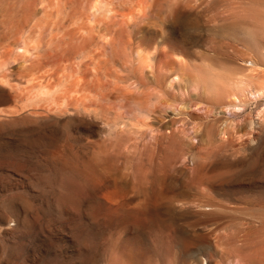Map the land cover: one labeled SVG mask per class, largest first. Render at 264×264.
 <instances>
[{
	"label": "rangeland",
	"instance_id": "rangeland-1",
	"mask_svg": "<svg viewBox=\"0 0 264 264\" xmlns=\"http://www.w3.org/2000/svg\"><path fill=\"white\" fill-rule=\"evenodd\" d=\"M244 1L0 0V264L264 263V4ZM169 61L221 83L171 88Z\"/></svg>",
	"mask_w": 264,
	"mask_h": 264
},
{
	"label": "bare ground",
	"instance_id": "bare-ground-1",
	"mask_svg": "<svg viewBox=\"0 0 264 264\" xmlns=\"http://www.w3.org/2000/svg\"><path fill=\"white\" fill-rule=\"evenodd\" d=\"M243 1H244V0H243ZM248 1H249V0H248ZM257 1H261V2H262V3H261V2H258L259 4H264V0H257ZM244 2H245V1H244ZM254 3H255V1H254ZM258 3H257V4H258ZM257 4H256V5H257ZM80 6H81V5H80ZM80 6H78V7H80ZM257 6L260 7L259 5H257ZM263 6H264V5H263ZM81 7H82V6H81ZM81 7H80V8H77V7H76V8H77V10H80V11H81L80 14L83 15V14H84V13H83L84 8L82 7V8H83V11H82V10H81ZM76 8H75V9H76ZM72 9H74V8H72ZM253 9H254V8H253ZM257 9H258V8H257ZM254 10L256 11V9H254ZM62 11H63V10H62ZM252 11H253V10H252ZM255 11H253V13H254ZM258 11H259V10H258ZM258 11H257L256 13H254V14H251V15L249 14V15H250V16H253V18H254L253 20H254V21H255L256 19L260 21V23H258V24H260V28H261V30H262V32H261L262 35H264V14H262L263 12H262V13H259ZM60 12H61V10H60ZM74 12H75V10H74ZM74 12H73V11L71 12L72 15H73V14H75V16H76L77 14L79 15V11H77V12H78L77 14H76V12H75V13H74ZM84 12H85V11H84ZM250 12H251V11H250ZM250 12H249V13H250ZM59 15H60V13H59ZM82 15H81V16H82ZM61 16H62V15H61ZM61 16H60V18H63V17H61ZM79 16H80V15H79ZM79 16H78V17H79ZM81 16H80V17H81ZM84 16H85V14H84ZM72 17H74V16H72ZM72 17L69 16V18H71V19H69V18L65 19V18H64V19H62V20L66 21V24H67V22H69V20H72V19L75 18L73 21H71V22H74L75 20H78V19L80 18V17L78 18L77 16H76L77 18H76V17L72 18ZM67 20H68V21H67ZM60 22H63V21H60ZM252 22H253V21H252ZM64 23H65V22H63V25L60 23V24H61L60 27H61V26L65 27L66 24L64 25ZM69 23H70V22H69ZM255 26L257 27V26H259V25H255ZM254 29H255L256 31H258L256 28H254ZM255 30H254V31H255ZM255 33H258V32H255ZM41 34H42V33H41ZM41 34H40V35H41ZM259 34H260V33H259ZM259 34H257V35H259ZM40 35H39V36H40ZM254 36H256V35L253 34V37H252V38H255ZM259 36H260V35H259ZM31 38H32V37H31ZM36 38H38V37H36ZM256 38L258 39V36H257ZM261 38H262V37H261ZM252 40H253V39H252ZM252 40H251V41H252ZM40 41H41V40L38 39V42H40ZM257 41H258V40H255V42H257ZM23 42H24V41H23ZM38 42H37V44H38ZM255 42H254V44H255ZM261 42H262V41H261ZM26 43H27V42H26ZM34 43H35V46H32L33 48H32L31 46H30V47H31L32 49L37 48V51H38V47H37V45H36V42H34ZM250 43L253 44V41L250 42ZM254 44H253V47L255 46ZM256 44H257V43H256ZM261 44H262V43H261ZM261 44H260V45H261ZM22 45L24 46V43H23ZM29 45H30V43H29ZM29 45H28V43H27V46H29ZM27 46H24V48L22 47V48H20V49H23V50H24L25 47H27ZM34 47H35V48H34ZM259 47H260V46L258 45V48H259ZM253 49H254V48H253ZM262 49H263V48H262ZM259 50H260V49H259ZM20 51H21V50H20ZM24 51H25V50H24ZM24 51H23V52H24ZM262 51H263V50H262ZM17 52H18V51H17ZM141 52H142V51H141ZM141 52H140V54L137 52V55L139 54L138 57L141 56ZM19 53H20V52H19ZM260 54H261V52H260ZM240 59H241V58H240ZM249 60H250V61H249ZM147 61H148V59H141V58H140V60H139V65H140V66H139V69H142V70H143V69H147L146 67L149 65ZM242 61H244L245 63H247V62L249 61V62L252 64V66L255 65V63H256V61L253 59V57L250 56V55H247V54L244 55V56L242 57ZM245 63H244V64H245ZM0 64H1V62H0ZM2 64H3V63H2ZM147 64H148V65H147ZM185 65H186V64H185ZM247 65H248V63H247ZM247 65H246V67H250V66H247ZM238 66H239V64H238ZM241 66H242V65H241ZM244 66H245V65H244ZM244 66H243V67H244ZM253 68H254V67H253ZM188 69H190V68H188ZM188 69H187L186 66L183 65V62H182V63H181V62H179V63H175V62H173V61H169V62L165 63L164 66H161L160 71L164 74V78L166 79V81L169 80V84H168V85H169V87H171V88H172V86H174V85H172V84H176L178 80L181 81V82H182V80H183V82L186 81V83L189 82V81H191V80H194V81H196L198 84H202V86H204L205 88L210 89V90H212V91L215 90V89L219 86L218 83L220 82V81H219V80H220L219 78H220L221 75L218 74V75H219V77H218L215 71L212 72L210 69L207 68L209 71H208L207 69H205V70L198 71L196 74L193 72V73H194V74H193V73H191L192 71H190V70H188ZM142 70H140V73H141V74L144 73V72H141ZM210 71H211V72H210ZM249 72H250V71H249ZM214 73H215L216 75H215ZM234 74H235V73H233V75H234ZM236 74H237V73H236ZM237 75H238V74H237ZM251 77H252V76H251ZM1 79H3V83L6 81V80L4 81L5 78H1ZM1 79H0V81H1ZM223 79H224V78H223ZM226 79H228V78L226 77ZM226 79H225V80H226ZM229 79H230V78H229ZM233 80H234V79H233ZM221 81H222V83H223L224 80H221ZM164 82H165V81H164ZM174 82H175V83H174ZM225 82H226V81H225ZM228 82H229V80H228ZM236 82H237V81H236ZM0 83H1V82H0ZM7 83H8V82H7ZM162 83H163V82H162ZM178 83H179V82H178ZM220 83H221V82H220ZM263 83H264V82H263ZM223 84H224V83H223ZM225 84H226V83H225ZM236 84H237V83H236ZM0 85L5 86V85H6V82H5L4 84H0ZM10 85H11V84H10ZM40 85H41V84H40ZM176 85H177V84H176ZM220 85H221V84H220ZM262 85H264V84H262ZM7 86H8V84H7ZM43 86H44V85H43ZM43 86H42V87H43ZM48 86H49V85H48ZM156 86H158V84H157ZM223 86H225V85H223ZM239 86H240V85H239ZM10 87L12 88V86H9V89L11 90V93H12V89H13V88L11 89ZM42 87L39 88V89H40V90H41V89L43 90ZM49 87H50V86H49ZM158 87H160V86H158ZM221 87H222V85H221ZM262 87L264 88V86H262ZM262 87H261V88H262ZM45 88H46V87H45ZM166 88H167V86H166ZM47 89H49V88H47ZM168 89H170V88H168ZM240 89H242V88H240ZM33 90H34V88H33ZM42 90H41V91H42ZM56 90H57V89H56ZM259 90H260V89H259ZM262 90H263V89H262ZM37 91H38V90H36L35 93H34L33 95H32V92H31L30 94H31L32 96H34V95L37 93ZM44 91H45V93H44ZM44 91L42 92L43 95H44V94H48V93H50L49 96L45 95V98L48 100V98H49L50 96H52V95H51V92H47V93H46V90H45V89H44ZM49 91H52L51 88H50ZM263 91H264V90H263ZM14 92H15V93H14ZM39 92H40V91H39ZM39 92H38V93H39ZM53 92H54V91H53ZM55 92H56V91H55ZM13 93L16 94V91L13 90ZM57 93H58V92H57ZM39 94H40L39 97H41V98L38 97V100H40V99L42 100L43 95L41 96V92H40ZM39 94H38V95H39ZM52 94H53V98H54L55 93H52ZM121 94H122V96H125V95H123V94H126V91H125V93H124L123 91H122V93H120V92L118 93V95H121ZM38 95H37V96H38ZM16 96H17V94H16ZM16 96H15V98H16ZM46 96H47L48 98H47ZM116 96H117V95H116ZM122 96H121V97H122ZM29 97H30V95H29ZM34 97H36V95H35ZM118 97L121 98L120 96H118ZM144 97H145V96H144ZM27 98H28V95H27ZM27 98H26V99H27ZM51 98H52V97H51ZM119 98H118V99H119ZM31 99H32V97H31ZM31 99H28V100H31ZM36 99H37V97L35 98V100H36ZM43 99H44V98H43ZM33 100H34V99H33ZM38 100H37V101H38ZM49 100H51V99L49 98ZM55 100H56V99H55ZM31 101H32V100H31ZM51 101H52V100H51ZM40 102H41V101H40ZM52 102H53V101H52ZM129 102H130V101H129ZM233 102H234V101H233ZM17 103H18V101H17ZM17 103H15V104H17ZM48 103H49V102H48ZM14 106H15V105H14ZM14 106H12V107H14ZM9 107H11V106H9ZM12 107H11V109H10V108H8V109H7V108H3V110H2V108H1L0 110H1L2 112H6V113H7V112H10V113H11V111L14 110V108H15V107H14V108H12ZM9 109H10V111H9ZM15 109H16V108H15ZM4 110H5V111H4ZM7 110H8V111H7ZM12 112H14V111H12ZM106 163H107V162H106ZM109 167H110V166H109ZM116 171H117V170H116ZM158 171H159V170H158ZM119 174H120V173H119ZM156 175H157V174H156ZM137 176H138V175H137ZM157 177H159V176L157 175ZM157 177H155V179H156ZM160 177H161V176H160ZM160 177H159V178H160ZM159 178H157V179H159ZM155 179H154V182L156 183ZM157 179H156V180H157ZM163 179H164V178H163ZM163 179H162V180H163ZM142 181H143V179H142ZM159 181H161V179H160ZM163 181H164V180H163ZM163 181L159 182V184L157 183V184H158V187H160V190H161V191H162V188H163V187L161 188V186H162V184H163ZM157 182H158V180H157ZM141 183H142V182H141ZM160 183H161V184H160ZM104 185H105V184H104ZM159 185H161V186H159ZM154 186H155V185H154ZM163 186H164V185H163ZM152 188H153V187H152ZM153 190H154V188H153ZM156 190L158 191V188H156ZM156 190L153 191L155 194L157 193ZM163 190H164V189H163ZM155 191H156V192H155ZM153 192L151 191V194H152ZM159 193H160V191H159ZM162 193H163V191H162ZM162 193H161V194H162ZM155 194H153V195L155 196ZM161 194H158V195H161ZM145 195H146V194H145ZM147 195L150 196V192H147ZM156 195H157V194H156ZM158 195H157V196H158ZM154 196H153V197H154ZM162 196H163V194H162ZM150 197H152V196H150ZM146 198H147V196H146ZM147 199H148V198H147ZM147 199H146V200H147ZM155 199H156V198H155ZM159 199H160V198H159ZM159 199H157V200L159 201ZM148 200H149V199H148ZM149 201H150V200H149ZM149 201H146V202L149 203ZM160 201H161V200H160ZM152 203H153V202H152ZM147 205H148V204H147ZM106 206H107V205H106ZM109 207H110V206H109ZM109 207H105V208H109ZM111 208L113 209L112 206H111ZM116 208H117V207H116ZM116 208L114 207L115 210H116ZM147 208H148V207H147ZM204 208H206V207H204ZM112 209H109V213H110V210H112ZM123 209H124V208H123ZM106 211H107V210H106ZM124 211H125V210H124ZM147 211H148V210H147ZM103 212H105V209H104ZM112 212L114 213L113 210H112ZM115 212H116V211H115ZM105 213H106V212H105ZM109 213H108V214H109ZM118 213H119V212H118ZM106 214H107V213H106ZM111 214H112V213H111ZM111 214H110V215H111ZM110 215H107V216L109 217ZM137 222H138V221H137ZM134 223H135V222H134ZM143 224H144V222H143ZM143 224H142V225H143ZM144 225H145V224H144ZM147 225H148V224H147ZM262 243H263V242H262ZM247 244H248V243H247ZM254 247H255V246H254ZM254 247H253V248H254ZM255 251H256V250H255ZM246 253H247V252H246ZM253 254H254V253H253ZM250 255H251V254H250ZM210 256H211V255H210ZM256 256H258V257H257V260H259V259H258V258H259V255L256 254ZM261 256H262V255H261ZM261 256H260V257H261ZM211 257H212V256H211ZM262 257H264V255H263ZM255 258H256V257H255ZM247 259H248V258H247ZM260 260H261V258H260ZM262 260H263V262H264V259H263V258H262ZM256 262H257V263H256ZM260 263H262V262H260ZM252 264H258V261H255L254 259H252ZM263 264H264V263H263Z\"/></svg>",
	"mask_w": 264,
	"mask_h": 264
},
{
	"label": "water",
	"instance_id": "water-1",
	"mask_svg": "<svg viewBox=\"0 0 264 264\" xmlns=\"http://www.w3.org/2000/svg\"><path fill=\"white\" fill-rule=\"evenodd\" d=\"M12 103V95L11 93L5 89L0 87V106H7Z\"/></svg>",
	"mask_w": 264,
	"mask_h": 264
}]
</instances>
